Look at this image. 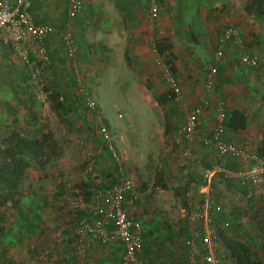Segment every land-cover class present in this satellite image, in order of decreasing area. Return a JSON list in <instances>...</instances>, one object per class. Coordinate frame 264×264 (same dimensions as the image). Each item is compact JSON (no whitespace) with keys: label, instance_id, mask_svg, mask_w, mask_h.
I'll return each instance as SVG.
<instances>
[{"label":"rangeland","instance_id":"1","mask_svg":"<svg viewBox=\"0 0 264 264\" xmlns=\"http://www.w3.org/2000/svg\"><path fill=\"white\" fill-rule=\"evenodd\" d=\"M120 24L122 26L121 22ZM30 50L32 52L33 48ZM135 51L137 50L128 44L122 45L119 50L108 49L109 54L99 58L101 63L93 61L87 55L84 60L78 58L89 84L91 99L95 101V110L90 109L85 98L76 93V75L67 55L66 70L70 77L67 82L55 85L48 76L41 77L43 64L37 66L32 61L35 67H39L40 74L36 72L42 93L36 94L33 88L36 89L37 85L34 83H29L28 88L34 92L37 100L43 102L42 105L51 98L49 112L45 117L52 125L42 129L53 132L61 150L60 155L52 159L42 171L30 167L25 172L21 184L23 193H14L22 207L20 212L12 205H0V264H74V259L69 257L72 255H69L71 249L68 241L71 242L79 221L87 214L80 220L77 215L85 209L86 201H89L96 190L109 187L108 175L114 174L113 164H116L109 151L102 146L104 140L100 125L107 127L111 139L121 152L123 167L134 180L131 191L137 204L130 211L133 208L137 211L135 216L140 217L136 218L142 221L146 236L150 238L157 233L158 237L162 233L165 241L169 240L167 248L174 245V240H183L185 234L200 225V221L187 217L185 204L192 197L198 201L194 198L197 194L196 182H202L205 169L212 165L226 170L243 168L237 160L219 155L213 146L197 139L191 141L190 145L194 157L192 165L185 164L183 153L187 141L180 132L183 114L170 100L168 89L155 66V58L139 62ZM162 56L174 73V57ZM48 61L42 59V63ZM215 85L216 81L214 88L207 92L209 96L217 91ZM59 86L62 87L61 92H55L52 97L47 94L46 90L50 88L55 91ZM63 86L67 91L72 89L78 96L76 105L68 113H64L63 108L66 101L72 103L73 93L66 94ZM203 89L206 91L205 83ZM184 94L187 99H191ZM61 96L63 101L60 100ZM257 97L247 96L252 101H256ZM262 99L264 97L257 99L256 104H260ZM220 101L224 102L227 113V101L222 96L217 97L213 102L215 117ZM42 109L43 107L40 108V113ZM256 109L255 112L261 111L260 106ZM51 111L63 114L66 118L60 119L54 115L49 117ZM257 112L253 116L254 120L258 117ZM35 114L37 118L39 112ZM215 120L213 131L217 127ZM213 131L208 135H212ZM229 167L231 169H227ZM114 175L118 182L117 172ZM213 189L217 202L223 206L222 213L212 215L210 225V230L217 237L218 250L222 246L219 239L222 233L235 237L236 234L242 236L247 231H253L259 235V239L264 238L263 235L260 236L261 231H264V199L253 195L251 184L241 178L217 172ZM23 214H27L26 219L30 220V225L36 227L26 237L23 235L22 224L26 223L23 222ZM117 242H97V245L103 250L104 245ZM66 251L65 258L71 261L61 259ZM149 251L152 252L148 248ZM142 254L146 257L143 249ZM256 259L257 256L255 264H261ZM116 262L121 263L119 258Z\"/></svg>","mask_w":264,"mask_h":264},{"label":"crops","instance_id":"2","mask_svg":"<svg viewBox=\"0 0 264 264\" xmlns=\"http://www.w3.org/2000/svg\"><path fill=\"white\" fill-rule=\"evenodd\" d=\"M68 1L31 0L34 21L63 28ZM82 3L83 8L76 18L75 28L81 60L87 55L101 63L99 58L109 54L108 49L119 50L122 45L128 44L137 50L134 54L139 62L154 58L148 42L150 31L146 18L147 0H84ZM159 3L160 12L154 31L156 42L162 55L174 57V74L179 78L183 93L191 98V103L203 105L199 133L210 136L208 134L213 131L216 118L213 102L222 96L228 104L223 139L243 145L252 153L264 154V99L256 104L257 99L264 97V0H159ZM228 26L239 29L248 52L258 56L260 65H243L238 58V48L229 44L215 80L217 91L209 96L203 89L206 70L213 61L219 35ZM44 42L49 61L42 63L40 55L35 52V46L31 60L37 66L43 64L41 77L48 76L53 85L67 82L70 76H67L66 53L62 42L56 34L46 36ZM36 69L39 72V67ZM30 78L23 59L10 44L3 43L0 49V148L3 146L2 139L13 131L39 137L48 132L43 127L52 125L45 117L52 100L49 97L48 102L42 105L43 102L37 100V96L28 88L29 83H32ZM61 89L59 86L55 91L50 88L46 91L52 97ZM63 91L71 94L72 89L67 91L63 86ZM253 95L258 96L256 101L247 98ZM258 106L261 111H256L258 117L254 120ZM35 112H39L37 118ZM63 112L67 113L64 108ZM50 113L49 117L54 115L60 119L66 118L54 111ZM86 204L84 212L87 214ZM136 212L135 208L130 211L133 216ZM156 235L146 237L149 250H152L147 255L148 264H204L190 259L185 239V242L174 240V245L167 248L169 240L165 241L162 233L158 237ZM235 238L250 247L254 261L257 256L256 261L264 264L261 242L256 232L247 231ZM97 244L93 241L85 256L69 257L74 259V264H116L123 254V245L119 242L114 243L117 245H104L103 250ZM218 248H215V252L221 257L222 264H235L223 245L221 249ZM66 255L67 251L61 259L66 261Z\"/></svg>","mask_w":264,"mask_h":264},{"label":"built area","instance_id":"3","mask_svg":"<svg viewBox=\"0 0 264 264\" xmlns=\"http://www.w3.org/2000/svg\"><path fill=\"white\" fill-rule=\"evenodd\" d=\"M146 13L150 35L148 37L151 51L155 58V66L164 81L167 92L173 97V102L182 112L184 121L180 132L187 141L183 153L185 164L192 165L193 151L191 141L197 139L213 146L221 156L230 157L243 165L238 170H226L212 165L205 169L202 183L197 186L195 201L189 199L185 204L186 215L190 220L200 221L186 237L189 257L193 262L202 261L204 264H222L221 257L216 254V234L210 230L212 215L223 212V206L217 202L213 183L217 172H224L228 177L241 178L252 185L253 195L264 199V154H255L243 145L223 140V131L227 119L224 102L220 101L216 108L217 127L210 136L199 133V120L203 111L201 104H193L183 93L179 80L174 76L166 59L157 48L155 27L159 17V0H147ZM31 0H0V49L3 43L11 45L27 65L32 83L36 84V94L42 93L38 82L37 69L31 60V50L41 59L48 60L44 42L46 36L56 34L63 44L65 53L71 62L73 73L76 75V93L83 96L86 105L95 110V101L91 99L89 84L85 80V73L79 58V46L75 39L76 18L83 8L82 0H69L67 3V17L63 28H56L51 24L36 23L33 19ZM229 44L238 48V58L243 65L258 67V56L246 50L244 39L237 27L228 26L219 35L213 61L206 70L205 90L210 92L214 88L218 69L223 62ZM60 100H64L63 96ZM100 133L107 143V150L117 165L118 182L114 185L96 190L86 204L87 215L78 223L74 237L70 242V255L83 256L93 241L107 244L118 241L123 245L122 264H148L143 256L144 226L141 220L130 217V209L135 205L136 197L131 191L133 178L123 167L122 155L115 142L111 139L107 127L100 125ZM132 193V194H131Z\"/></svg>","mask_w":264,"mask_h":264},{"label":"trees","instance_id":"4","mask_svg":"<svg viewBox=\"0 0 264 264\" xmlns=\"http://www.w3.org/2000/svg\"><path fill=\"white\" fill-rule=\"evenodd\" d=\"M33 9L34 8L32 6L31 10L33 11ZM35 22L38 23L39 21L37 22V20H35ZM157 48H159L158 45ZM158 50L160 53H162L160 48ZM72 92H73L72 103L71 102L69 103L67 101L65 102V105L61 103L62 105H64L65 107L64 109L66 110L67 113L73 109V105H76L78 99V96L74 93V91ZM167 93L170 95L169 92ZM170 100L173 102L172 95H170ZM1 142L3 146L0 148V205L2 204L12 205L13 207H17L18 212H20V210H22V207L21 205H19L17 199L14 197V193L20 195L23 193L21 184L23 179L25 178L26 175L25 172L30 167L36 168L37 171H42L44 167L52 159L57 158L60 155V150H61L60 144L55 139L54 134L51 131H48L39 137L31 136L29 134H25L19 131H13L10 133V135L4 137ZM102 146L104 147L105 150L107 149L106 141H102ZM113 166H114L113 172L115 174L117 171V165L113 164ZM114 174L108 175L110 181L107 186H111L114 184V182H116ZM201 183L202 182L200 180L196 182L197 186L200 185ZM60 186H62V183H60ZM88 194L91 195L92 193H88ZM85 213L86 212L82 210L77 215L78 220H80L85 215ZM21 216L23 217L22 218L23 222H26L25 224H22V227L24 229L23 235H25L24 237H26L28 233H33L36 227L34 225H30V220L26 219L28 218L27 214H23ZM130 217L136 218L135 216L131 215V213H130ZM236 235L238 236L239 234ZM261 235H263L264 237V231H261L260 236ZM143 236H144L143 253L147 257V255L149 256L148 254L149 247L147 245L146 237L149 236H146V230L144 231ZM220 236L221 237L219 239L222 242V245L229 252V255L234 260L235 264H255L254 254L247 244L239 241L235 237L227 236L226 233L224 234L222 233V235ZM186 237H187L186 234L185 236L182 237L183 242H185L184 239L186 240ZM177 238L179 237L177 236ZM176 240L178 242L180 238L179 240L178 239ZM69 241H68V246L70 245ZM260 242H261V252L264 255V238L260 240ZM85 254L83 256H85ZM74 256L76 255H72V257ZM121 258H120V262H121ZM59 264H63V263H59Z\"/></svg>","mask_w":264,"mask_h":264}]
</instances>
